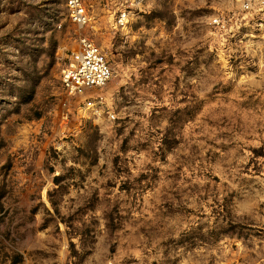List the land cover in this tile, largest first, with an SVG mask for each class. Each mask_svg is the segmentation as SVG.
Masks as SVG:
<instances>
[{
    "label": "rangeland",
    "instance_id": "rangeland-1",
    "mask_svg": "<svg viewBox=\"0 0 264 264\" xmlns=\"http://www.w3.org/2000/svg\"><path fill=\"white\" fill-rule=\"evenodd\" d=\"M87 7L0 0V264H264V19ZM79 35L112 70L89 100L61 86Z\"/></svg>",
    "mask_w": 264,
    "mask_h": 264
},
{
    "label": "built area",
    "instance_id": "built-area-1",
    "mask_svg": "<svg viewBox=\"0 0 264 264\" xmlns=\"http://www.w3.org/2000/svg\"><path fill=\"white\" fill-rule=\"evenodd\" d=\"M145 0H64L69 20L78 27L88 25V3H97L106 12L107 22L114 29H123L140 10ZM246 16L264 19V0H232ZM105 9V10H104ZM213 22L218 23L217 17ZM112 74L111 66L100 47L89 37L79 35L77 48L70 52L66 67L61 73V86L69 96L86 95L102 87ZM90 105L91 102L87 101Z\"/></svg>",
    "mask_w": 264,
    "mask_h": 264
},
{
    "label": "crops",
    "instance_id": "crops-1",
    "mask_svg": "<svg viewBox=\"0 0 264 264\" xmlns=\"http://www.w3.org/2000/svg\"><path fill=\"white\" fill-rule=\"evenodd\" d=\"M95 4H96V6L99 8L98 4H97V3H95Z\"/></svg>",
    "mask_w": 264,
    "mask_h": 264
}]
</instances>
